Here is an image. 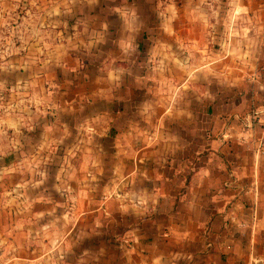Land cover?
<instances>
[{"label": "crops", "instance_id": "crops-1", "mask_svg": "<svg viewBox=\"0 0 264 264\" xmlns=\"http://www.w3.org/2000/svg\"><path fill=\"white\" fill-rule=\"evenodd\" d=\"M33 3L0 264H264V0Z\"/></svg>", "mask_w": 264, "mask_h": 264}, {"label": "rangeland", "instance_id": "rangeland-1", "mask_svg": "<svg viewBox=\"0 0 264 264\" xmlns=\"http://www.w3.org/2000/svg\"><path fill=\"white\" fill-rule=\"evenodd\" d=\"M33 1L0 0V130L5 124V118L14 116V111L19 108L17 101L23 99L24 94L30 91L33 93L34 89H38L35 94L41 98L47 94L45 88L35 85L30 86L28 84L26 87H18L19 84L16 83V80L19 74L14 69L13 64L14 60L19 61L21 59L26 62L37 61L41 54L37 52L38 57H34L35 48L38 50L39 47L51 48V45L58 40L53 37V28L40 21L41 16L38 9L37 12H34ZM67 40L68 36H65L63 41L66 42ZM31 43H33V47H31ZM40 85L43 86V84ZM27 110L29 107L26 108ZM107 121L103 120L102 126L107 125ZM10 137L7 132L5 135L7 142L11 140ZM2 139L0 133V140ZM119 156L122 163H125L126 152H121ZM122 168L123 166L120 167V171Z\"/></svg>", "mask_w": 264, "mask_h": 264}, {"label": "built area", "instance_id": "built-area-1", "mask_svg": "<svg viewBox=\"0 0 264 264\" xmlns=\"http://www.w3.org/2000/svg\"><path fill=\"white\" fill-rule=\"evenodd\" d=\"M257 151L264 155V124L261 129V134L257 144Z\"/></svg>", "mask_w": 264, "mask_h": 264}]
</instances>
